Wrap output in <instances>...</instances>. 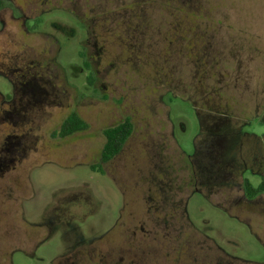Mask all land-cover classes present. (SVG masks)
Listing matches in <instances>:
<instances>
[{
  "label": "rangeland",
  "instance_id": "1",
  "mask_svg": "<svg viewBox=\"0 0 264 264\" xmlns=\"http://www.w3.org/2000/svg\"><path fill=\"white\" fill-rule=\"evenodd\" d=\"M8 133L0 264H264V0H3Z\"/></svg>",
  "mask_w": 264,
  "mask_h": 264
},
{
  "label": "trees",
  "instance_id": "2",
  "mask_svg": "<svg viewBox=\"0 0 264 264\" xmlns=\"http://www.w3.org/2000/svg\"><path fill=\"white\" fill-rule=\"evenodd\" d=\"M2 7L3 0H0V10L2 9ZM178 12H181V9H178ZM81 54H83L84 56V53ZM86 65L90 66L87 61ZM92 76L90 77V80L94 82V78ZM88 127V122H86L79 114L73 111L64 120L59 134L62 137H66L75 132L84 131ZM133 128V122L129 117H125L122 121L113 126L104 128L103 135L105 140L100 154V161L102 164L110 162L120 153L128 139L132 135ZM245 188L247 191V195L251 198L258 193H264V179L257 187H254L253 184L248 179H246Z\"/></svg>",
  "mask_w": 264,
  "mask_h": 264
},
{
  "label": "flooded vegetation",
  "instance_id": "3",
  "mask_svg": "<svg viewBox=\"0 0 264 264\" xmlns=\"http://www.w3.org/2000/svg\"><path fill=\"white\" fill-rule=\"evenodd\" d=\"M7 98H9L8 96H7ZM73 111H75L77 114H79V112H78V109H77V107H76V105L74 104L72 107H71V109H70V111H69V113L66 115V117L63 119V121L61 122V124H60V126H59V129L58 130H56L57 132V134L55 133V135H54V133H53V136L54 137H58V138H66V137H68V136H66V137H62V136H60V134H59V132L61 131V128H62V125H63V123H64V120L73 112ZM80 115V114H79ZM14 126H16L17 125V121L16 122H13L12 123ZM19 125V124H18ZM75 133H77V132H75ZM75 133H73V134H75ZM73 134H71V135H73ZM70 136V135H69ZM16 137H20V135H17V134H15V133H8V136H7V138H8V141L7 142H5V145H4V147L3 148H5L6 149V151H7V156H3V155H0V165H2V166H5V167H3V168H7V167H9L11 164V159H10V156H8V155H10L11 154V152H13V153H19L20 152V149H22V148H19L18 149V147H17V145H19L20 147H21V142L19 141V142H17V141H14V138L16 139ZM24 149V148H23ZM22 149V150H23ZM122 151V150H121ZM120 151V152H121ZM0 153L1 154H3V151L1 152L0 151ZM120 154V153H119ZM2 156L3 157H6V158H9L10 160H5V159H3L2 158ZM3 159V160H2ZM2 160V161H1ZM1 169V168H0ZM104 170V169H103Z\"/></svg>",
  "mask_w": 264,
  "mask_h": 264
},
{
  "label": "crops",
  "instance_id": "4",
  "mask_svg": "<svg viewBox=\"0 0 264 264\" xmlns=\"http://www.w3.org/2000/svg\"><path fill=\"white\" fill-rule=\"evenodd\" d=\"M225 253H223V254H225ZM222 257L219 259L218 262H216V264H235L233 262H235L236 260L233 257H228L227 255L226 256L225 255H222ZM228 258H231V259L233 258V259H232V261H228ZM257 264H260V263H257Z\"/></svg>",
  "mask_w": 264,
  "mask_h": 264
}]
</instances>
